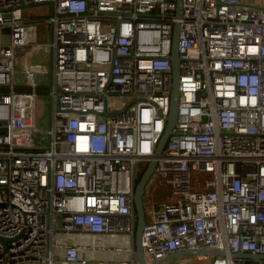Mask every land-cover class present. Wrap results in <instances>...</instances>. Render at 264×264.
<instances>
[{
    "label": "built area",
    "instance_id": "obj_1",
    "mask_svg": "<svg viewBox=\"0 0 264 264\" xmlns=\"http://www.w3.org/2000/svg\"><path fill=\"white\" fill-rule=\"evenodd\" d=\"M22 4L46 14L33 20ZM40 24L49 40L30 44ZM175 27L176 118L156 157ZM152 160L174 199L145 208L147 263L215 250L224 256L209 264H261L236 255H264V8L0 0V264H108L99 251L136 264L135 166Z\"/></svg>",
    "mask_w": 264,
    "mask_h": 264
},
{
    "label": "water",
    "instance_id": "obj_2",
    "mask_svg": "<svg viewBox=\"0 0 264 264\" xmlns=\"http://www.w3.org/2000/svg\"><path fill=\"white\" fill-rule=\"evenodd\" d=\"M179 1V0H177ZM37 6L36 4H30L25 5L22 4V8H28V7H34ZM180 15V14H179ZM177 34H178V28L175 27L174 30V44H173V50L171 52L170 60H171V67H172V87H171V95H170V108L169 113L166 119V127L165 130L157 144L155 156H159L164 148V145L167 141L168 136L171 134V131L173 129L175 118H176V104L178 100V77H179V59L177 55ZM156 161L152 160L150 161L145 171L143 172L139 182L135 186L134 194H133V206L136 214V228H135V234H134V250H135V256H136V264H166L170 261H177L180 259L188 258V257H209L213 255L217 256H224V254L220 251L215 250H203V251H186V252H180V253H174L166 257L165 259L154 262V263H147L144 254L142 251L141 246V235L144 230L145 226V215H144V205H143V196L145 194V187L153 175L154 169H155ZM3 206V205H2ZM1 207V205H0ZM1 242L6 243L7 241L0 238ZM236 257L244 258L249 261H254L256 263H259L261 261H264V255H236Z\"/></svg>",
    "mask_w": 264,
    "mask_h": 264
},
{
    "label": "rangeland",
    "instance_id": "obj_3",
    "mask_svg": "<svg viewBox=\"0 0 264 264\" xmlns=\"http://www.w3.org/2000/svg\"><path fill=\"white\" fill-rule=\"evenodd\" d=\"M29 1V0H25ZM45 7L43 6H34V7H28L23 9L24 15H29L33 20H41L42 14H46ZM27 39L30 42V44H36V43H45L49 40V28L43 24L40 25H29L27 27ZM33 46L27 50L25 55L31 56L35 59H37L38 54L36 52L32 51ZM49 79V77L47 78ZM46 80V78L43 79V82ZM45 84L47 85L46 81ZM45 90L42 89L39 91V95L36 97V118L35 123L39 128H45L48 118V108H49V102L48 97L44 94ZM146 168L145 163H137L135 166V177H139L140 174L144 171ZM199 179L204 180L206 177L205 174H199ZM168 199L173 200L174 197L171 194V190L169 187L164 185L163 182L156 179L153 175L149 179L146 187H145V194L143 196V205H144V212L145 208H147L149 205H157L161 202H164ZM169 200V201H170ZM121 259V255H118ZM210 258L206 257H188L184 259H180L177 261H170L166 264H209ZM261 264H264V261L260 262Z\"/></svg>",
    "mask_w": 264,
    "mask_h": 264
},
{
    "label": "crops",
    "instance_id": "obj_4",
    "mask_svg": "<svg viewBox=\"0 0 264 264\" xmlns=\"http://www.w3.org/2000/svg\"><path fill=\"white\" fill-rule=\"evenodd\" d=\"M242 7L251 9V8H264V0H242ZM170 199L167 198L166 201H169ZM165 202V201H164ZM94 241V240H92ZM95 243H107L106 240L102 239H95ZM96 257L101 262H107L108 264H120L122 263V257H118V255L110 254L109 252L99 251L96 254Z\"/></svg>",
    "mask_w": 264,
    "mask_h": 264
},
{
    "label": "trees",
    "instance_id": "obj_5",
    "mask_svg": "<svg viewBox=\"0 0 264 264\" xmlns=\"http://www.w3.org/2000/svg\"><path fill=\"white\" fill-rule=\"evenodd\" d=\"M146 166H147V165H146ZM145 169H146V168H145ZM145 169H144V171H145ZM144 171H143V172H144ZM143 172H142V174H143ZM142 174H140L139 177H135V185H137V183L139 182V180H140Z\"/></svg>",
    "mask_w": 264,
    "mask_h": 264
}]
</instances>
